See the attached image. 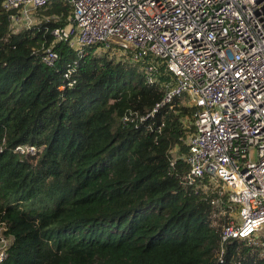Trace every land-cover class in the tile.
Segmentation results:
<instances>
[{
    "label": "trees",
    "instance_id": "trees-1",
    "mask_svg": "<svg viewBox=\"0 0 264 264\" xmlns=\"http://www.w3.org/2000/svg\"><path fill=\"white\" fill-rule=\"evenodd\" d=\"M1 1L0 232L8 245L0 264H264L237 240L220 255L224 220L210 217L208 195L182 182V118L193 108L175 100L136 127L123 123V112H148L162 91L130 62L93 48L59 90L75 53L49 31L67 23L69 5L36 9V25L12 31ZM49 45L58 59L47 66L40 55ZM22 144L34 153L15 152Z\"/></svg>",
    "mask_w": 264,
    "mask_h": 264
},
{
    "label": "built area",
    "instance_id": "built-area-1",
    "mask_svg": "<svg viewBox=\"0 0 264 264\" xmlns=\"http://www.w3.org/2000/svg\"><path fill=\"white\" fill-rule=\"evenodd\" d=\"M52 2L70 7L67 23L50 29L52 42L75 53L58 89L74 83L77 59L100 47L162 91L148 112H123V123L136 127L175 100L192 107L182 182L208 195L210 217L224 220L220 255L237 240L264 256V0H2L1 8L18 31L36 25L33 11ZM57 59L51 45L42 48L43 64ZM7 245L0 232V262Z\"/></svg>",
    "mask_w": 264,
    "mask_h": 264
},
{
    "label": "rangeland",
    "instance_id": "rangeland-1",
    "mask_svg": "<svg viewBox=\"0 0 264 264\" xmlns=\"http://www.w3.org/2000/svg\"><path fill=\"white\" fill-rule=\"evenodd\" d=\"M34 14H35V13H32V15L34 16V18H35L36 20H38L37 16H35ZM38 17H40V16H38ZM32 19H33V18H32ZM93 52H94L95 54H98V55H100V54H106L107 57H110V55H109L110 53L102 52L100 47H98V48L94 47V48H93ZM112 57H113V59H114L115 61H116V60H117V61H123V60H121V57H120V56L112 55ZM182 123H183V126L186 128L185 132H187V131H188L187 128H188V126L190 125V118L187 117V116L183 117V118H182ZM172 154H175V155H176V150H175V149L172 150Z\"/></svg>",
    "mask_w": 264,
    "mask_h": 264
}]
</instances>
